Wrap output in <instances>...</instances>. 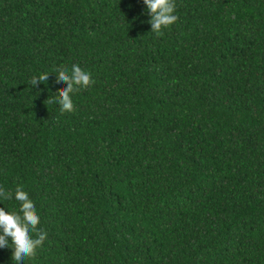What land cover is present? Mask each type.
Listing matches in <instances>:
<instances>
[{
	"label": "trees",
	"instance_id": "obj_1",
	"mask_svg": "<svg viewBox=\"0 0 264 264\" xmlns=\"http://www.w3.org/2000/svg\"><path fill=\"white\" fill-rule=\"evenodd\" d=\"M176 14L157 35L143 0H0V187L47 233L26 264H264V0ZM72 64L95 83L67 113Z\"/></svg>",
	"mask_w": 264,
	"mask_h": 264
},
{
	"label": "clouds",
	"instance_id": "obj_2",
	"mask_svg": "<svg viewBox=\"0 0 264 264\" xmlns=\"http://www.w3.org/2000/svg\"><path fill=\"white\" fill-rule=\"evenodd\" d=\"M143 4L150 17V31L157 35H162L165 29L178 20L176 0H143ZM57 75V86L66 87L59 91L53 101L59 104L61 112L71 113L75 111L73 94L91 87L95 80L92 73L82 69L79 64H72L70 69L64 68ZM48 76V72H42L33 76L31 83L35 86L46 82ZM10 199L18 201L19 207L18 211H9L0 206V249L12 250V264H26L43 245L47 233L39 227L40 215L27 191L18 186L13 193L0 187V201Z\"/></svg>",
	"mask_w": 264,
	"mask_h": 264
}]
</instances>
